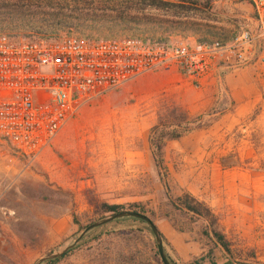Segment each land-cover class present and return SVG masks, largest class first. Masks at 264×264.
Wrapping results in <instances>:
<instances>
[{
    "label": "rangeland",
    "instance_id": "rangeland-1",
    "mask_svg": "<svg viewBox=\"0 0 264 264\" xmlns=\"http://www.w3.org/2000/svg\"><path fill=\"white\" fill-rule=\"evenodd\" d=\"M0 1L35 14L0 29L18 39L43 38L31 32L74 18L60 0ZM211 1L209 8L201 0L170 14L146 11L155 23L137 32L74 28L56 37L79 32L216 40L251 22L238 17L233 5L245 0ZM117 2L110 6L118 8ZM168 18L174 23L158 24ZM258 73L252 111L244 119L236 123L237 106L211 98L202 113L190 114L193 130L166 142L160 164L151 130L161 111L179 103L190 112L203 98L201 87L171 71L147 73L96 98L35 158L14 153L0 140V264H35L73 243L87 225L112 214L98 211L102 203L150 217L176 264H264V99ZM186 194L204 202L215 219L183 208ZM216 231L229 251L217 242ZM74 247L54 264H163L152 230L133 217L91 230Z\"/></svg>",
    "mask_w": 264,
    "mask_h": 264
},
{
    "label": "built area",
    "instance_id": "built-area-1",
    "mask_svg": "<svg viewBox=\"0 0 264 264\" xmlns=\"http://www.w3.org/2000/svg\"><path fill=\"white\" fill-rule=\"evenodd\" d=\"M249 1L251 22L230 41L0 34V140L35 158L96 98L151 72L176 71L201 87L223 68L257 65L264 99V0Z\"/></svg>",
    "mask_w": 264,
    "mask_h": 264
},
{
    "label": "trees",
    "instance_id": "trees-1",
    "mask_svg": "<svg viewBox=\"0 0 264 264\" xmlns=\"http://www.w3.org/2000/svg\"><path fill=\"white\" fill-rule=\"evenodd\" d=\"M49 1V0H48ZM52 1V0H51ZM62 3H65L67 8H71L72 15L74 18H58L59 22L47 23L44 26H38L36 30L31 32V34L41 35L43 38L56 37L59 32H65L73 30L74 28H88L93 31H108L110 34H113L114 31L119 30L126 32H137L141 27H147V23H155L154 18H149L148 14H145L149 10H163L165 13L170 14L174 9L186 10L188 6H199L201 0H119L117 2L119 5L118 8L115 6H110V3L113 0H60ZM212 3L211 0H205L204 7H210ZM47 5V3H45ZM53 13H55L53 11ZM33 14H30V10L22 9H13L10 8L7 4H2L0 1V29L3 25H11L12 23L19 22L24 23L26 20H29L33 17ZM174 15V14H173ZM56 17V16H54ZM57 18V17H56ZM174 23V20L168 18L166 20H159V25H171ZM157 24V23H156ZM45 27V28H42ZM63 30V31H62ZM79 34L83 36H92V37H103V36H94L90 34H81V33H71ZM123 35V34H122ZM126 35V34H124ZM133 36V35H132ZM116 37V35L104 36V38ZM138 37V36H136ZM148 38V37H142ZM154 38V37H151ZM162 39V38H159ZM199 41H211L206 39H198ZM226 41L223 39H219ZM166 121L169 122L167 126ZM194 121L190 113L183 108L182 106L172 103L163 108L159 115V120L151 130V146L153 148V154L157 163H161L163 160V149L168 140L178 139L184 134L190 132L194 129ZM170 127L171 130H167ZM185 200L183 201V208L197 214L201 217H211L215 219V215L211 212L210 208L204 203L197 200L191 194L185 195ZM120 205H110L107 203H102L101 207L98 208V211L101 213H116L123 211L121 210ZM138 212V211H137ZM144 214V213H143ZM134 220L145 222L143 220L133 218ZM214 222V220H213ZM163 235V234H162ZM217 237V242L227 251H229V245L225 240V237L219 232H215ZM164 238V236H163ZM165 240V238H164ZM75 248V247H74ZM74 248L70 249L68 252L72 251ZM67 252V253H68ZM62 257L47 261L46 264H54L62 259ZM172 264H176L174 260L168 255Z\"/></svg>",
    "mask_w": 264,
    "mask_h": 264
},
{
    "label": "crops",
    "instance_id": "crops-1",
    "mask_svg": "<svg viewBox=\"0 0 264 264\" xmlns=\"http://www.w3.org/2000/svg\"><path fill=\"white\" fill-rule=\"evenodd\" d=\"M233 1L234 0H230V3L233 4ZM233 5L237 7L236 13H238V17H241L242 19H251L253 16H251V13H253L254 10L249 0H245V2L236 1ZM233 37L224 38L223 40L230 41ZM191 38L195 40L199 39L196 37ZM249 67L254 68L256 71L249 69ZM257 71L259 72V67L257 65H250L245 68L235 70H225L223 68L222 78L212 77L206 81L201 88H199L201 90L200 94H203V98L200 101L197 100V103L189 108V113H202V109H205L206 105L211 103L212 99L215 97L224 106L229 103H233L237 106L235 114L238 115V118L236 119L235 115V121L238 123V121L244 119V116L248 115L252 111L254 103L253 96L257 91V83L255 79H258L256 77L259 76ZM171 72L178 73L176 71ZM177 104L180 105L179 103ZM225 117H227V115L223 116V118Z\"/></svg>",
    "mask_w": 264,
    "mask_h": 264
},
{
    "label": "water",
    "instance_id": "water-1",
    "mask_svg": "<svg viewBox=\"0 0 264 264\" xmlns=\"http://www.w3.org/2000/svg\"><path fill=\"white\" fill-rule=\"evenodd\" d=\"M126 217L137 218V219L145 221L148 224V226L150 227V229L152 230V232L155 236L156 245H157L159 256L161 258L162 263L163 264H172L171 260L168 257V254L166 252L165 245H164V238H163V235H162L161 231L159 230V228L151 220L150 217H148L147 215H145L141 212H137V211H133V210H123L120 212L112 213V214L105 216L104 218H102L100 220H97V221L87 225L84 228V230L81 232V234L75 239V241L73 243L68 244L67 246H65L61 250L54 251V252H51L49 254L42 256L41 258H39L35 262V264H44L47 261L62 257L70 249L74 248V246L76 244H78L80 242V240H82V238L85 237V235L88 232H90L91 230H94L98 227L106 225V224L113 222L117 219L126 218ZM224 264H230V263H224Z\"/></svg>",
    "mask_w": 264,
    "mask_h": 264
}]
</instances>
